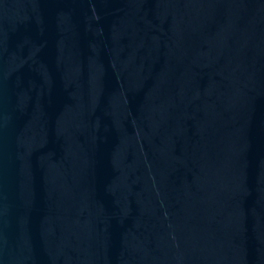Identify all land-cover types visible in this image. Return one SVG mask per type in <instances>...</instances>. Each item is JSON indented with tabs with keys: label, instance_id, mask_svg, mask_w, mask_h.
Wrapping results in <instances>:
<instances>
[{
	"label": "water",
	"instance_id": "1",
	"mask_svg": "<svg viewBox=\"0 0 264 264\" xmlns=\"http://www.w3.org/2000/svg\"><path fill=\"white\" fill-rule=\"evenodd\" d=\"M0 264H264V0H0Z\"/></svg>",
	"mask_w": 264,
	"mask_h": 264
}]
</instances>
